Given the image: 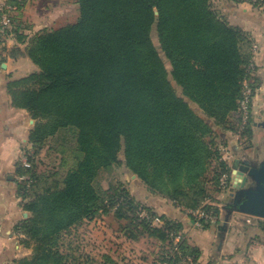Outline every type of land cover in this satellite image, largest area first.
Returning a JSON list of instances; mask_svg holds the SVG:
<instances>
[{"label":"trees","instance_id":"16d2710c","mask_svg":"<svg viewBox=\"0 0 264 264\" xmlns=\"http://www.w3.org/2000/svg\"><path fill=\"white\" fill-rule=\"evenodd\" d=\"M76 1V20L27 40L25 53L38 71L7 84L13 105L36 119L29 136L33 164L19 167L30 176L18 189L32 214L18 228L35 252L15 264H69L73 253L62 248L63 236L106 215L131 239L172 243L180 234V249L198 258V247L185 239L187 221L161 214L162 224H155L158 212L119 179L104 187L102 173L125 165L152 191L219 215L216 184L231 167L221 158L213 123L235 131L242 124L253 40L212 0ZM248 124L244 131L251 133ZM46 148L62 161L38 171L43 162L36 157ZM200 222L203 229L215 224Z\"/></svg>","mask_w":264,"mask_h":264},{"label":"crops","instance_id":"0c3cea01","mask_svg":"<svg viewBox=\"0 0 264 264\" xmlns=\"http://www.w3.org/2000/svg\"><path fill=\"white\" fill-rule=\"evenodd\" d=\"M238 2L240 3V1ZM240 4H237L235 0H228L223 10L226 11L227 9V13L231 11L230 16L233 24L253 32L264 50V13L258 19L255 16L256 11L251 8L252 6ZM238 6H241L242 9L236 10ZM232 9L235 11L232 12ZM19 10L17 11L16 28L20 27L22 21V18H19L22 10ZM14 39L16 38L14 37ZM14 39L10 41L9 46L15 43L20 44L18 40L15 41ZM14 57V55L9 56L7 61L1 60L0 57V264H15L17 259L31 258L35 252V243L16 228L23 221L25 213L28 212L23 208L24 200L18 193L19 184L24 175L19 173L17 164L23 147L29 144V132L36 120L27 109L13 105L7 89L10 79L19 78L26 74L20 70L25 66L20 60L23 58L31 60V58L21 52L19 58ZM36 67L38 66L36 65ZM260 88L262 89L261 86ZM30 123L33 126L29 125ZM232 143L236 147L235 141ZM134 176L141 179L137 174ZM143 185L144 187H140L137 191H141L140 195L134 191V188L130 187L131 192L138 200L152 207L156 212L162 214L166 212L172 218L187 221L188 224L185 223L184 231L186 235L188 234L189 243L199 249L198 264H264L263 218L235 212L229 221L226 232L221 231V223L219 222H216L209 229H203L196 220L195 222L187 219L192 218V216L187 215L185 211H180L184 206L152 191L144 182ZM217 198L222 201L224 197L219 195ZM205 203H211L210 198H207ZM217 203L224 213L226 204L220 201ZM100 220L105 222L109 218L103 216L100 217ZM87 221L91 222V220ZM106 230L108 229L106 228ZM138 241L128 238L122 232H103L100 236V248L103 250L102 257H105V260L101 264H111L114 259L113 252L124 253L128 248L126 243H131V250H135L136 246L139 245Z\"/></svg>","mask_w":264,"mask_h":264},{"label":"rangeland","instance_id":"374dc122","mask_svg":"<svg viewBox=\"0 0 264 264\" xmlns=\"http://www.w3.org/2000/svg\"><path fill=\"white\" fill-rule=\"evenodd\" d=\"M212 2L214 7L219 9L220 12L227 17L228 21L232 25H237V24H233L231 21L232 20V17L230 16L231 11L227 13L228 11L227 9L226 11L223 10V7L227 5L228 0H212ZM17 3L19 4L18 0ZM240 3L252 6L251 8H253V10L256 11L255 16L258 19L259 16H262V14L264 13L263 12L264 4H261L260 6L248 2L246 3L243 1H240ZM240 3L237 1V4ZM241 6L236 7V10L242 9ZM20 9L22 10L19 15V18L20 19L22 18V21L20 22V27L15 29L16 31L14 30L13 35H10L8 37L6 36L7 38L4 40L3 43H0V57L2 58L1 60L3 61L5 60L7 61L8 57L12 55L15 56L14 58H19L20 52L26 54L25 49L27 45V40L37 31L49 27H58L67 22L74 21L79 15V4L77 3L76 0H22V6ZM234 11L235 10L232 9V12ZM17 13L18 12H16V20L18 19ZM248 32L250 34V38L253 40L251 47L253 57L249 68L250 70L249 74L251 77L245 79V81H249L253 91L252 101L250 103V110H251L250 119L248 121H244L242 117V124L236 131L222 128L221 126H217L213 123L217 133L216 135L218 139L217 143L221 145V146L219 145L221 151V158L225 160L227 163H229V166L231 167L230 174L232 176V180L234 178L233 169H234L235 157L242 156L244 157V159L246 157H250L251 159H254V161H256L255 160L256 157H258L262 152L264 153L263 140L260 138V136L263 134V131H261L260 125H255V121H262L264 119V115L262 113L264 110V85H263L264 84V53H263L264 50L262 49V45L260 44V42L256 40L255 34L250 31ZM19 35L24 36L25 42L24 41L22 42L19 39ZM14 37L16 39H14ZM13 39L15 41L18 40L21 45L15 43L14 45L12 44L11 46H9L10 41ZM153 39L157 47L160 48V43L156 32H154L153 34ZM2 55L4 56L2 57ZM165 61L170 68L171 67L170 63L166 59V57H165ZM20 62L23 65H25L23 66V68L20 69L24 71V74L26 73L25 75L37 72L39 69L29 58H23L20 60ZM27 63L28 65H26ZM254 84L256 89L253 86ZM260 86L262 87V89L260 88ZM177 89L180 93L182 92L181 88L178 87ZM248 122H249L248 124L249 127H252L251 133L244 131V125H246ZM31 123L29 125H31ZM29 136H30V132H29ZM232 141H235L236 147L234 146V143H232ZM34 152L35 150L29 141V144H26V146L23 147L22 154L19 156V162L17 164L18 169L19 167H25V168L31 167L33 162L32 160H30L29 156L33 155ZM39 156L43 157V159L40 160L41 158H39ZM39 156L36 157V161H42L43 163L37 162L39 164L38 171L44 170L45 168L52 169L55 166H59V164L62 161L61 155H59L58 152L53 149L49 150L46 148L42 151L41 155ZM121 157H123V154H121ZM134 175L135 174L132 171H130L125 165L116 166L111 171H104L102 173V185L104 187H108L109 183L112 180L119 179L122 182H124L127 187L134 188V191L138 195H140L141 191L140 192L137 191L138 189H140V187H144V185L142 179H137L136 176ZM29 176L30 175H25L22 180L29 179ZM216 186L220 190V193H218L217 196L223 195L224 197L222 201L221 200L219 201L223 202L224 204H227V202L230 200L229 194H230V189L233 185L223 190L220 188L221 186L219 179V182L216 184ZM23 208L25 209L24 206ZM181 209L182 210L180 211H185L187 215L189 214L190 216H192L193 219L187 218L188 220L195 221L196 217L194 216V214L192 215V213L189 212V210H192L191 208L183 207ZM167 210L169 211V209ZM27 211H28V215L26 216L25 214L22 220L31 217L32 215L31 212L29 210ZM222 211L223 210L221 209L219 218L217 220V222L221 224L223 223L225 215L227 213L226 208L224 213ZM141 214L146 216L148 213L146 210L145 211L142 210ZM161 214L162 213L158 212V216L155 218V224L158 225L162 224V219L160 217ZM163 214H168V213L165 212ZM106 216L109 218V220H106L105 222L100 220V217H97L91 219V222L85 221L84 223L73 227L70 233H66L63 236L64 245L62 246V248H64L65 252L70 251L71 253L73 251L72 252L73 256H71L70 258L71 261L69 264H101V262L105 260V257H102L103 250L100 248V236L102 235L103 232L105 233L107 232L114 233V231L122 232L120 224L113 219V216L111 215H106ZM197 223L201 225L200 220L197 221ZM106 228L108 230H106ZM16 230L20 232L19 228H16ZM185 239H188V234L186 235ZM138 243L139 245L136 246L135 250L134 249L131 250L132 249L131 243H126V246L128 248H126L124 253L122 252L121 254H118L116 251L113 252L114 254L113 261H117V262L116 263L111 262V263L112 264H160L163 256L165 257L166 255L167 257L173 256V252H174L173 250L177 242L175 241V239H172V243L169 240L162 242L156 239L155 237L144 236L138 241ZM170 248H173L172 250L173 252H171ZM195 264H198V258H196Z\"/></svg>","mask_w":264,"mask_h":264},{"label":"water","instance_id":"95a60500","mask_svg":"<svg viewBox=\"0 0 264 264\" xmlns=\"http://www.w3.org/2000/svg\"><path fill=\"white\" fill-rule=\"evenodd\" d=\"M158 14V10H156ZM263 158V160H262ZM254 159L236 157L234 159L233 186L230 189V200L225 208L227 213L220 225L226 232L229 221L235 212L264 219V157L263 152ZM26 216L28 212L25 213Z\"/></svg>","mask_w":264,"mask_h":264},{"label":"built area","instance_id":"2783aa9c","mask_svg":"<svg viewBox=\"0 0 264 264\" xmlns=\"http://www.w3.org/2000/svg\"><path fill=\"white\" fill-rule=\"evenodd\" d=\"M252 4L258 5L262 4L264 0H246ZM19 3H22V0H18ZM18 11V3H14L11 0H0V43H3L4 40L14 34V25H15V16ZM7 36V37H6ZM252 87L249 81L244 82L243 87V98L241 100V112L244 121L250 119V103L253 96ZM233 185L232 176L230 173H223L220 177V188L226 189ZM192 215L196 217L195 220L199 221L201 218L206 217L212 222H217L219 215L214 213H207L202 208L189 210ZM182 236L179 234L175 238L176 246L174 247V252L172 257L163 258L160 264H195L196 257L191 253H185L179 247V242L181 241ZM170 255V254H169Z\"/></svg>","mask_w":264,"mask_h":264},{"label":"flooded vegetation","instance_id":"af4514ba","mask_svg":"<svg viewBox=\"0 0 264 264\" xmlns=\"http://www.w3.org/2000/svg\"><path fill=\"white\" fill-rule=\"evenodd\" d=\"M262 113L264 115V110ZM255 125H260L261 131H263V134L260 137L263 140V146H264V119L262 121H255ZM263 157H264V153H263ZM262 160H263V158H262Z\"/></svg>","mask_w":264,"mask_h":264}]
</instances>
